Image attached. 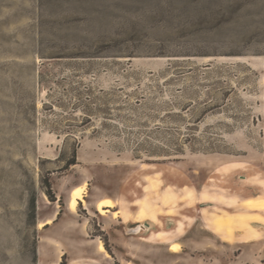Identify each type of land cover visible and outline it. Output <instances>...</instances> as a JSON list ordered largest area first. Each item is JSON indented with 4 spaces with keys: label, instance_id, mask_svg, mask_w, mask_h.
Listing matches in <instances>:
<instances>
[{
    "label": "rangeland",
    "instance_id": "obj_1",
    "mask_svg": "<svg viewBox=\"0 0 264 264\" xmlns=\"http://www.w3.org/2000/svg\"><path fill=\"white\" fill-rule=\"evenodd\" d=\"M249 198L264 0H0V264H264Z\"/></svg>",
    "mask_w": 264,
    "mask_h": 264
},
{
    "label": "bare ground",
    "instance_id": "obj_2",
    "mask_svg": "<svg viewBox=\"0 0 264 264\" xmlns=\"http://www.w3.org/2000/svg\"><path fill=\"white\" fill-rule=\"evenodd\" d=\"M87 183L83 182L81 185L75 186L71 189L70 194H69V198H68V207L70 209V211H74L76 209L77 204L81 201L83 204H86L85 201V197H84V193H85V187H86ZM185 190V189H183ZM187 190V189H186ZM169 192V191H168ZM186 191H184L185 193ZM167 193V192H166ZM189 193V191H188ZM174 194V193H173ZM171 195V194H170ZM172 197H174L173 195H171ZM168 197V196H167ZM166 197V198H167ZM184 197V196H183ZM171 198V197H169ZM185 198V197H184ZM173 199V198H172ZM147 200V199H146ZM169 200V199H168ZM175 200V198L173 199ZM183 200V198H182ZM166 201V200H165ZM172 201V200H170ZM247 204L249 205H255V204H259L261 202L264 203V199H247L246 200ZM115 205V201L112 200L110 197H101L96 201V208L97 210L104 214L107 211H111V209L114 207ZM146 208V207H145ZM155 208V207H154ZM149 210V209H148ZM113 212V214H116V210L111 211ZM56 216V213H54L50 218H47L45 220H42L40 222H38L37 227L42 229L44 228L46 225L52 223L53 218ZM140 220V219H139ZM138 221V220H137ZM215 224L221 225L222 226V222H220V219H217L215 221ZM98 249L100 252H104L105 248L103 246V243L100 241L98 244ZM180 249V244L178 242H172L169 245V250L176 252ZM104 255L107 257V253L104 252Z\"/></svg>",
    "mask_w": 264,
    "mask_h": 264
},
{
    "label": "trees",
    "instance_id": "obj_3",
    "mask_svg": "<svg viewBox=\"0 0 264 264\" xmlns=\"http://www.w3.org/2000/svg\"><path fill=\"white\" fill-rule=\"evenodd\" d=\"M241 65H243V64H241ZM74 163H75L74 161L68 162V164H74ZM57 215H59V214H57ZM33 264H36V258H34ZM59 264H63V262L61 261Z\"/></svg>",
    "mask_w": 264,
    "mask_h": 264
},
{
    "label": "crops",
    "instance_id": "obj_4",
    "mask_svg": "<svg viewBox=\"0 0 264 264\" xmlns=\"http://www.w3.org/2000/svg\"><path fill=\"white\" fill-rule=\"evenodd\" d=\"M113 200V199H112ZM115 201V200H114ZM115 206H116V201H115V205H114V207L113 208H115ZM77 263V260H74L73 261V264H76Z\"/></svg>",
    "mask_w": 264,
    "mask_h": 264
}]
</instances>
